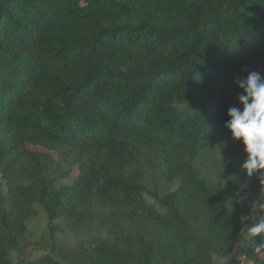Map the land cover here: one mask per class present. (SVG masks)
<instances>
[{
	"label": "trees",
	"instance_id": "1",
	"mask_svg": "<svg viewBox=\"0 0 264 264\" xmlns=\"http://www.w3.org/2000/svg\"><path fill=\"white\" fill-rule=\"evenodd\" d=\"M251 71L264 0H0V264H264L260 236L233 255L264 186L224 126ZM216 151L223 182L196 166ZM37 203L51 239L15 262ZM60 221L107 237L62 247Z\"/></svg>",
	"mask_w": 264,
	"mask_h": 264
},
{
	"label": "rangeland",
	"instance_id": "2",
	"mask_svg": "<svg viewBox=\"0 0 264 264\" xmlns=\"http://www.w3.org/2000/svg\"><path fill=\"white\" fill-rule=\"evenodd\" d=\"M196 166L201 175L211 181L223 182L225 174L228 173V175H230V169L221 159L219 151L202 154L196 161ZM73 169V173L69 180L70 182L74 180L77 172L76 166L73 167ZM165 174L166 171L163 167H159L155 170L151 168L148 169L144 183L150 192L156 190L159 195H165L177 187L178 183L167 184L165 182L163 179ZM238 195L242 203L250 205L253 209L256 208V201L251 195L244 194L242 189L238 191ZM148 200L153 202V198L150 194L148 195ZM35 208L37 215L29 221L28 233L24 240L23 251L12 254V259L15 262L19 260L26 261L41 256L44 250V242H48L51 239L50 225L45 210L38 203L35 205ZM250 223L249 221V224ZM244 232L233 254L236 258H239L245 247L249 243H252L250 239L246 238ZM106 237L107 229L98 223L75 227L64 221H60V228L57 230L54 240L62 247L73 248L78 244H87L97 238ZM258 238L259 236L256 237L255 241ZM259 255L264 258V249L259 252Z\"/></svg>",
	"mask_w": 264,
	"mask_h": 264
},
{
	"label": "clouds",
	"instance_id": "3",
	"mask_svg": "<svg viewBox=\"0 0 264 264\" xmlns=\"http://www.w3.org/2000/svg\"><path fill=\"white\" fill-rule=\"evenodd\" d=\"M234 83L242 90L237 97L242 107H229L227 115L230 119L224 126L230 130L232 138L243 145L246 159L241 169L249 178L255 174L260 185L264 186V75L251 71L246 77L235 79ZM259 207L264 210V199ZM245 226L244 235L253 245L260 236L262 243L254 248L261 252L264 249V214L257 215L255 222L251 220Z\"/></svg>",
	"mask_w": 264,
	"mask_h": 264
}]
</instances>
